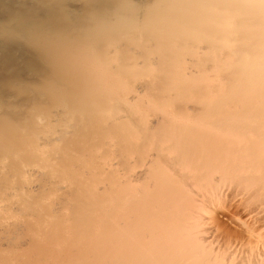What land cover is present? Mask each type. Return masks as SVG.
Returning a JSON list of instances; mask_svg holds the SVG:
<instances>
[{"label": "bare ground", "instance_id": "bare-ground-1", "mask_svg": "<svg viewBox=\"0 0 264 264\" xmlns=\"http://www.w3.org/2000/svg\"><path fill=\"white\" fill-rule=\"evenodd\" d=\"M223 182L264 198V0H0V264H264Z\"/></svg>", "mask_w": 264, "mask_h": 264}, {"label": "rangeland", "instance_id": "rangeland-1", "mask_svg": "<svg viewBox=\"0 0 264 264\" xmlns=\"http://www.w3.org/2000/svg\"><path fill=\"white\" fill-rule=\"evenodd\" d=\"M118 98L119 99H122V94L121 93H119L118 95ZM163 130H164V132H163ZM155 132H157L156 134H159L160 133V135H153V134H151L152 136V138L151 139H149L148 141H152L150 144L151 145H149V143H147L146 142V145H147V147L148 146H153V143H154V145H156V138H158V139H160V138H162L163 136H165L166 137V135H164L166 132H165V127L164 128H162V129H160V127H158L157 129H155L154 130ZM154 131H152L151 133H154ZM159 132V133H158ZM180 132V131H179ZM179 132L177 131L176 133L177 134H179ZM182 132V131H181ZM183 133V132H182ZM181 133V134H182ZM162 136V137H161ZM155 137V138H154ZM164 137V138H165ZM163 139V138H162ZM162 139H160V140H162ZM177 139H180V142H182V141H184V140H182V138H180V136H179V138L177 137ZM167 140V139H166ZM166 140H164V141H166ZM173 140V139H172ZM171 141V140H170ZM173 141H175V142H173ZM172 142L174 143V144H176V145H182V144H180L179 143V141H176V139L175 140H173ZM162 142V141H161ZM160 142V143H161ZM172 142H170L171 144H172ZM176 142H178L179 144H177ZM163 143V142H162ZM183 143V142H182ZM184 143H185V145H182L183 147L185 146V147H187L186 146V141H184ZM165 144V143H164ZM146 145H144V146H146ZM170 144L168 143V146H169ZM175 145V147H176V149H174L173 148V150L176 152V156L178 157V155H179V153H181V155H184V153L183 152H181V151H184V150H182L183 148H181V150L179 149V147H177ZM159 146H162L161 144H159ZM171 146V145H170ZM169 146V147H170ZM172 146H174V145H172ZM181 146V147H182ZM147 147L145 148V150L147 149ZM162 147H166L165 145H163ZM152 147H148V149H151ZM159 147H157L156 149H158ZM177 148L179 149V153H177L178 151H177ZM136 149H139V151H137ZM152 149H154V148H152ZM159 149H161V151H162V148L160 147ZM170 149H172V147H170ZM169 149V150H170ZM132 151V154L133 153H139V152H143V149H142V147L141 148H135V149H132L131 150ZM156 151H158L159 152V150H156ZM164 151L166 152V153H168V151H166V149L164 148ZM173 151V153H171V152H169V154H173V157H174V155H175V152ZM150 152V151H149ZM163 152V151H162ZM162 152H160L161 154H159V155H162ZM164 152V153H165ZM151 153V152H150ZM150 153H148L147 152V154H150ZM153 154L151 155V156H155L156 157V155L154 154V152H152ZM157 153V152H156ZM186 153V152H185ZM143 154H144V156H145V158H144V161H145V164H146V162L147 161H149L148 163H147V165H146V168H148L147 166H148V164H149V169L151 168V166H150V164H154V165H156V166H158V163L157 164H155V162L156 161H153L154 163H151V161H150V159L151 160H153V158H151V156H147L144 152H143ZM168 154V155H169ZM167 155V156H168ZM133 156V155H132ZM131 156V154L129 155V157L127 158V160L128 159H131L132 161L133 160H136L135 158H131L132 157ZM180 156V155H179ZM134 157V156H133ZM150 157V158H149ZM154 157V158H155ZM162 159H163V157L164 156H160ZM160 157H158L159 159H161ZM169 158L170 157H172V156H168ZM157 158V159H158ZM168 158V159H169ZM183 158H185V157H180L179 159L181 160V159H183ZM164 159H165V157H164ZM171 159V158H170ZM174 159L175 160H171L172 161V163L171 162H169V160L168 161H165V160H163L164 162H167L168 163V165H167V163H165V164H163L164 162L163 161H161V160H159L158 162H159V167H161V168H156V166H152V167H155V169H156V171L158 172V170H160V172H164V170L162 169V168H164V167H166V166H169V167H173V166H175L174 164H178L179 163V165H180V160L179 159H177V158H175L174 157ZM126 160V161H127ZM131 160H129L130 162H131ZM137 160H139V159H137ZM154 160H156V158L154 159ZM166 160H167V158H166ZM128 161V163L130 164V162ZM143 161V162H144ZM176 161H179L178 163H176ZM175 162V163H174ZM184 162H186L185 160H184ZM184 162L182 163V165H185L184 164ZM137 163V162H136ZM136 163H134V166H135V164ZM139 163V162H138ZM174 163V164H173ZM128 164V165H129ZM140 164V163H139ZM138 164V165H139ZM160 164H163L162 166H160ZM187 164H188V162H187ZM186 164V165H187ZM173 165V166H172ZM181 165V166H182ZM185 165V166H186ZM131 166V165H130ZM177 166V165H176ZM184 166V167H185ZM188 166V165H187ZM179 168H180V166H178ZM184 167H182V169L184 168ZM133 167L131 166V168H129L128 169V171L129 170H133L134 171V169H132ZM168 168V167H167ZM176 168V167H175ZM137 169V168H136ZM135 169V170H136ZM152 169V168H151ZM150 169V171L152 172V170ZM164 169H166V168H164ZM173 169V168H172ZM139 170V169H138ZM163 170V171H162ZM167 170V169H166ZM168 170H170V169H168ZM167 170V171H168ZM155 171V170H154ZM173 171H176V170H174L173 169ZM136 174H133V175H135V176H137V171H134ZM134 172H132V173H134ZM169 172V171H168ZM168 172H167V174H166V171L164 172V174L165 175H163L162 173V175H160V173H159V175H157L158 173H156L155 172V174L154 175H157L158 177H162V176H167V175H169L170 177H172V175L173 174H175V175H173V176H178V175H176V172H172V170H170V174H168ZM132 173L129 171V174H127L129 177H132L133 175H132ZM173 173V174H172ZM172 174V175H171ZM149 175H151L150 173H149ZM153 176V175H152ZM169 176H167V177H169ZM134 178V177H133ZM234 183V182H233ZM237 183V182H236ZM224 184V185H223ZM222 188L219 190V188L220 187H218V195L217 196H219V199H218V197H216L215 199H214V204H213V211H214V215H215V218H216V224L218 225V228H219V230H218V233H217V238H218V240H219V242L221 243V244H224V243H226V245L228 246V247H233V246H235V245H241V246H247V245H255V244H258L259 242H260V240H264V207L263 206H261V202H260V200H262L263 202H264V198H258V199H254L253 197H255L253 194H251L249 191H247L246 189H245V187H244V185L243 186H239V187H237L236 185H234V184H231V183H222ZM221 186V185H220ZM236 186V187H235ZM233 187L235 188V189H233ZM236 188H238L239 190H237ZM220 193H221V195H220ZM250 194H251V196H250ZM255 200V201H254ZM258 200V201H257ZM205 224H206V227L208 228V229H210L214 224H211L210 225V221L209 220H206L205 221ZM2 244H5V242L4 243H2Z\"/></svg>", "mask_w": 264, "mask_h": 264}]
</instances>
